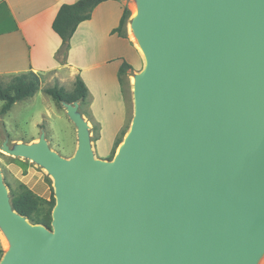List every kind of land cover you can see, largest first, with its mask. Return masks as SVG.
I'll list each match as a JSON object with an SVG mask.
<instances>
[{
  "label": "water",
  "instance_id": "water-1",
  "mask_svg": "<svg viewBox=\"0 0 264 264\" xmlns=\"http://www.w3.org/2000/svg\"><path fill=\"white\" fill-rule=\"evenodd\" d=\"M145 59L111 160L94 157L78 102L77 149L42 134L3 145L53 179L51 228L10 205L0 170V264H257L264 254V0H137Z\"/></svg>",
  "mask_w": 264,
  "mask_h": 264
},
{
  "label": "crops",
  "instance_id": "crops-1",
  "mask_svg": "<svg viewBox=\"0 0 264 264\" xmlns=\"http://www.w3.org/2000/svg\"><path fill=\"white\" fill-rule=\"evenodd\" d=\"M77 1L0 0V81L32 72L45 77L49 83L55 82L60 88L65 87V84L72 85L73 88L75 79L79 77L88 88L85 74L92 70H101L100 74L90 77L94 80L100 79L103 84L106 82L109 86L99 95V98L105 99L102 103L104 115L95 113L92 110L93 104L89 103L87 98L84 103H79L78 112L83 118L90 115L96 122L99 159L108 160L116 137L126 120V104L119 81V69L123 63L131 65L133 69L138 68L141 58L129 40L116 32L113 33L119 25L123 9L127 7L125 0H107L97 5L91 12L90 19L77 26L65 48L61 39L52 30V22L62 5ZM110 86L114 88L116 94L122 95L123 104L121 118L113 127L108 147L104 148L101 146L100 135L101 125L106 120L103 121L102 117L117 113L108 103ZM63 107L66 112V107L64 105ZM35 125L41 126L39 122ZM32 141L34 138L29 143ZM7 167L19 180L27 176L23 174L21 166ZM29 188L39 197L49 198L48 188L42 182H39L37 189ZM4 250L0 230V261Z\"/></svg>",
  "mask_w": 264,
  "mask_h": 264
},
{
  "label": "rangeland",
  "instance_id": "rangeland-1",
  "mask_svg": "<svg viewBox=\"0 0 264 264\" xmlns=\"http://www.w3.org/2000/svg\"><path fill=\"white\" fill-rule=\"evenodd\" d=\"M125 1L126 6L130 8V18L128 20V23L126 24L125 29L122 31V37L129 40L132 43L133 47L138 51V44L134 34L131 31L130 26L131 19L135 15L137 9V0ZM139 55L141 61L138 68H134L133 71L127 72L124 76L121 77V80H119L126 104V120L121 131L116 137L114 145L119 139L123 141L130 128L131 121L134 115V76L138 74L145 65L144 56H142L140 52ZM100 71L101 70L99 69L92 70L91 72L85 74V78L88 84L87 101L93 104L92 110L95 113L104 115V111H102V103L105 101V99L99 98V95H101L107 87L109 88V86L106 84V82L103 84L100 79L94 80L93 77H90L95 74H100ZM41 79L42 81L39 91L32 98L15 103L7 114L0 116V170L3 177V182L6 181L13 190L18 189L19 183H25L24 185H26L28 188L31 187L32 189H37L39 182H42L48 188L50 197L51 194L54 195L53 179L48 174L45 168L31 159L13 157L3 151V145H7V147L12 149L13 146L17 144L20 145L37 143L39 137L44 134L47 145L52 151L56 152L58 155L65 159H69L74 155L78 143L76 127L65 112L63 105L56 104L49 96L44 93V90L47 88L60 87L55 82L49 83L45 77H42ZM10 81L11 78H6L4 79V81H0V87L4 88ZM110 85H112L111 81ZM62 88L68 92L73 89L72 85L66 84L65 87ZM110 91L111 94L108 97V103L110 104L112 109H115L117 111V113H114L109 117H102L103 121L106 120V122L101 125L100 135L101 146L104 148L108 147L113 127L117 123V120L121 118L120 111L122 110L123 104L122 95H120L119 93L116 94L112 86H110ZM2 105L3 102L0 101V110ZM84 119L87 120L89 124V135L92 152L94 154V157L99 159L97 148L98 126L96 122L90 117V115H86ZM36 122H39L41 126H36ZM123 133L124 135L122 136ZM33 138L34 141L29 143V141H31ZM17 140L21 141L17 142ZM114 145L112 147V150L114 148ZM117 148L115 149L114 154L116 153ZM112 150L110 153H112ZM10 165L21 166V168H23V174L27 176L21 180L15 178L7 167ZM22 181H24V183ZM2 236L5 252L8 250L10 243L5 238L3 233ZM257 264H264V254L258 260Z\"/></svg>",
  "mask_w": 264,
  "mask_h": 264
},
{
  "label": "trees",
  "instance_id": "trees-1",
  "mask_svg": "<svg viewBox=\"0 0 264 264\" xmlns=\"http://www.w3.org/2000/svg\"><path fill=\"white\" fill-rule=\"evenodd\" d=\"M105 1L107 0H78L73 4H65L59 8L52 22V30L61 39L65 48H67V44L77 26L81 22L90 19L93 9ZM129 18L130 10L125 7L119 25L113 33L116 32L122 36V31L125 29ZM129 71H133V67L123 63L119 69V80ZM41 78L40 75L32 72L23 73L12 77L4 88L0 87V101L3 102L0 116L7 114L15 103L32 98L39 91ZM44 93L58 105L63 103L73 104L74 102L82 104L87 98V88L79 77L75 79L73 89L70 92L65 91L63 88L53 87L45 89ZM121 142L120 139L116 141L108 160L113 158L115 149ZM4 183L9 189L10 205L17 214L33 225L51 228L52 211L55 206L53 194L50 195L49 199H44L22 183L18 184L17 190H13L6 181Z\"/></svg>",
  "mask_w": 264,
  "mask_h": 264
},
{
  "label": "bare ground",
  "instance_id": "bare-ground-1",
  "mask_svg": "<svg viewBox=\"0 0 264 264\" xmlns=\"http://www.w3.org/2000/svg\"><path fill=\"white\" fill-rule=\"evenodd\" d=\"M136 10H137V9H136ZM135 13H136V12H135ZM137 49H138V51L140 52V54H142V56H143V52H142L141 48L138 46ZM133 84H134V81H133ZM133 90H134V89H133Z\"/></svg>",
  "mask_w": 264,
  "mask_h": 264
}]
</instances>
